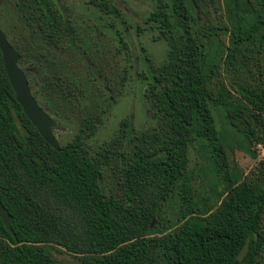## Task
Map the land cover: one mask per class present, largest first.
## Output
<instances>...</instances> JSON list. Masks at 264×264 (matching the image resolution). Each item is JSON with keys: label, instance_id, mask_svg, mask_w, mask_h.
I'll use <instances>...</instances> for the list:
<instances>
[{"label": "trees", "instance_id": "trees-1", "mask_svg": "<svg viewBox=\"0 0 264 264\" xmlns=\"http://www.w3.org/2000/svg\"><path fill=\"white\" fill-rule=\"evenodd\" d=\"M87 1L116 13L107 0ZM151 1L140 30L166 50L156 65L144 57L143 98L154 126L134 133L120 122L124 147L105 192L101 180L116 148L91 153L85 141L115 100L111 86L91 85L97 76L110 81L109 50L97 41L87 49L55 0H12L27 37L8 43L31 95L45 112L74 119L76 130L58 151L48 146L15 102L0 55V204L12 232L0 221V264H263L264 160L241 178L232 155L254 159L253 147L264 142V0ZM208 7L221 9L223 22L200 24ZM36 42L82 55L84 77L57 70ZM221 68L239 100L220 80ZM190 148L216 181L204 196L191 187ZM175 190L169 222L164 206ZM59 249L74 261L56 259Z\"/></svg>", "mask_w": 264, "mask_h": 264}, {"label": "rangeland", "instance_id": "rangeland-1", "mask_svg": "<svg viewBox=\"0 0 264 264\" xmlns=\"http://www.w3.org/2000/svg\"><path fill=\"white\" fill-rule=\"evenodd\" d=\"M107 1L116 9V13L103 14L95 6L90 5L87 0H55L58 5H62L66 9L77 29L76 33L79 35L80 42L87 49L92 47L93 41H97L99 48L109 50L105 77L110 81H106L102 76H97L91 85L105 88L106 85L111 86L115 100L103 114L102 122L95 133L85 141V145L91 153L106 146L113 145V149L116 148L101 180V186L105 192L108 187H112L114 184V177L108 168L114 163L119 164L120 157L118 156L124 147V141L119 133L120 122L126 121L134 133L149 130L154 126L153 115L143 98V93L147 88V80L143 76L147 74L149 68V63L144 60V57L149 56L151 63L156 65L162 61L166 52L165 44L153 39V32L146 29L140 30L145 17L154 10V3L151 0ZM204 22L219 25L223 22L222 10L217 8L213 10L208 7L206 20L199 23L203 24ZM0 30L9 42L12 40L20 42L27 37V32L23 30L21 22L15 15L12 0H0ZM35 48L43 49L48 61H53L56 64V69L65 75L76 74L84 77L86 61L75 50H55L38 42H36ZM47 68L49 67L47 66ZM220 71V80L232 93L234 99L239 100L234 92L235 86L231 77L223 68ZM88 89L92 90L93 87ZM105 93H107L106 89ZM46 113L54 122L53 136L59 145H63L75 134L74 119L56 116L51 111H46ZM116 139L119 141L117 142ZM253 149L254 159L238 150L233 151L232 163L241 178L256 168L259 161L264 160V142L255 145ZM187 157V172L193 178L191 187L194 193L204 196L209 183L216 181L206 169H203L207 168V163L200 159L196 148L188 149ZM217 190H220V186H217ZM178 202L179 195L175 190L172 198L164 206V216L169 222L174 221ZM52 253L58 260L68 263L74 261L63 249L52 251Z\"/></svg>", "mask_w": 264, "mask_h": 264}, {"label": "water", "instance_id": "water-1", "mask_svg": "<svg viewBox=\"0 0 264 264\" xmlns=\"http://www.w3.org/2000/svg\"><path fill=\"white\" fill-rule=\"evenodd\" d=\"M0 55L1 65L7 81L11 87L15 102L21 108L24 117L30 122L41 139L53 150H59V144L53 136L51 129L54 122L51 117L41 109L31 95L28 82L24 72L17 65L19 54L8 43L5 34L0 30ZM0 221L6 231L12 235L10 229L11 217L0 204ZM153 221L150 223L152 226ZM248 239H246L238 251L235 259L241 261L247 250ZM264 264V261H263Z\"/></svg>", "mask_w": 264, "mask_h": 264}, {"label": "flooded vegetation", "instance_id": "flooded-vegetation-1", "mask_svg": "<svg viewBox=\"0 0 264 264\" xmlns=\"http://www.w3.org/2000/svg\"><path fill=\"white\" fill-rule=\"evenodd\" d=\"M53 129V128H52Z\"/></svg>", "mask_w": 264, "mask_h": 264}]
</instances>
